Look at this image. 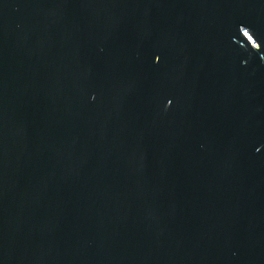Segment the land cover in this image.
Here are the masks:
<instances>
[{"label":"water","instance_id":"1","mask_svg":"<svg viewBox=\"0 0 264 264\" xmlns=\"http://www.w3.org/2000/svg\"><path fill=\"white\" fill-rule=\"evenodd\" d=\"M0 264H264V0H0Z\"/></svg>","mask_w":264,"mask_h":264}]
</instances>
